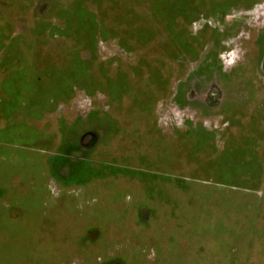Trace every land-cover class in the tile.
<instances>
[{"label": "rangeland", "instance_id": "374dc122", "mask_svg": "<svg viewBox=\"0 0 264 264\" xmlns=\"http://www.w3.org/2000/svg\"><path fill=\"white\" fill-rule=\"evenodd\" d=\"M222 1L0 0V141L29 166L7 217L52 182L17 264H264V0ZM248 140L260 176L225 183Z\"/></svg>", "mask_w": 264, "mask_h": 264}, {"label": "trees", "instance_id": "16d2710c", "mask_svg": "<svg viewBox=\"0 0 264 264\" xmlns=\"http://www.w3.org/2000/svg\"><path fill=\"white\" fill-rule=\"evenodd\" d=\"M236 2L238 4L235 3V0H223V14H226L230 9L237 8L238 6H242L246 9L257 1L250 3L249 0H237ZM241 120L242 118L238 117V119H235V116L232 115L228 119L229 126H237L240 124ZM244 144L247 146L246 149H232L231 153L226 155L227 159H223L225 162L229 161L234 164L233 167L228 168L223 161L219 163L220 177L227 184H232L233 181L240 178L241 172H239V167H241V169H246L247 166H251L253 167L252 175L255 176V178L260 176V170L256 166V157L253 158L254 161L252 162L251 160L250 162H246L245 160L252 152L253 154L255 153L254 149L257 147V142L255 140H248L245 141ZM0 148V165L3 167V169L0 170V185L4 184L5 186H8L12 182L11 178L19 173H22L20 175L26 176V170L28 171L27 167L29 166L26 165L28 163L27 160H25L26 154H20L17 151L19 149H13L12 147L10 148L4 145H0ZM12 150L18 155H23V159L21 158V160H17V157H15V160L11 159L10 153L13 152ZM42 188L41 186H38L37 189L32 192L31 196L34 197L33 200H31L30 196H26L25 198H17V196H13V198H9V206L20 207L23 211V217L21 218L9 219L5 212V208L0 207V236L4 235L8 237L10 240L6 243L8 244V247L13 246V240L15 242L17 241L20 246L16 252L15 250L14 252H9L7 250L5 251L6 246L1 245L0 243V264H17L16 262L18 258H25L26 260L31 258V251L29 252V248L33 247L32 243H34V241L32 235H37L35 230L40 226L41 212L39 211L47 208L46 201L44 200L45 197H43L45 192ZM36 247L37 246H35V248ZM27 264L29 263L27 262Z\"/></svg>", "mask_w": 264, "mask_h": 264}, {"label": "crops", "instance_id": "0c3cea01", "mask_svg": "<svg viewBox=\"0 0 264 264\" xmlns=\"http://www.w3.org/2000/svg\"><path fill=\"white\" fill-rule=\"evenodd\" d=\"M6 100H9V99H3V101L2 102H6ZM5 104V103H4ZM10 111L9 110H5V109H3V110H0V114L2 115H0L1 117H0V121H7L8 119L6 118V114L7 113H9ZM11 113H13V112H11ZM10 113V115H12ZM0 130H4V128L3 129H0ZM0 145H4V146H7L8 144L7 143H5V142H2V141H0ZM17 149H19V150H21V151H25L24 149H22V148H26L25 146L23 147V146H21V145H18V146H15ZM27 152V151H26ZM35 167L33 168V170L34 171H37V170H39V172H40V169H39V167L40 166H38L37 164H35L34 165ZM32 167H33V165H32ZM31 167V168H32ZM29 168V167H28ZM43 169V168H42ZM44 170V173H41V176H43L42 178H40L41 180L39 181L38 180V176L37 175H34L35 176V179H34V181L33 182H31V184H30V189H29V191L27 192V193H24V194H20V195H17V198H25L26 196H30V198H31V200H33V196H31V194H32V192L35 190V189H37V187L38 186H41V188L42 189H44V192H45V196H43V197H45V201H46V205H47V208H48V206H49V204H50V201H51V199H52V196H50V198L49 199H47L48 198V196L46 195V191L48 190V192H50V187H51V185H52V182H51V178L49 179V176L47 175V174H45V168L43 169ZM40 174V173H39ZM54 185H55V183H53ZM12 185V182H11V184L10 185H8V186H11ZM57 187H58V185H57ZM47 192V193H48ZM9 198H13V196H11V197H8L7 198V200L9 201ZM2 208H5V206L4 205H0ZM10 207H13V206H10ZM19 209H21L20 207H18ZM21 212H22V214H21V216L20 217H18V218H21V217H23V211L21 210ZM39 212H41V214H40V216H41V219L43 218V217H46V218H48L47 217V209H43V210H41V211H39ZM40 227V226H39ZM39 227L35 230V232L36 233H39Z\"/></svg>", "mask_w": 264, "mask_h": 264}]
</instances>
